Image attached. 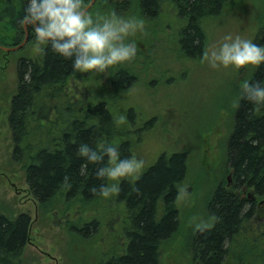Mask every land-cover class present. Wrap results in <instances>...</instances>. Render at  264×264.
Wrapping results in <instances>:
<instances>
[{
    "label": "trees",
    "instance_id": "trees-1",
    "mask_svg": "<svg viewBox=\"0 0 264 264\" xmlns=\"http://www.w3.org/2000/svg\"><path fill=\"white\" fill-rule=\"evenodd\" d=\"M90 1L81 0L82 7ZM233 1L97 0L88 13L102 6L110 12L141 18L153 27V22L158 21V25L165 28L172 21V8H177L179 16L189 22L177 33L178 39H170L177 40L180 52L187 60L194 61L203 56L206 48L207 20L223 13ZM26 2L0 0V32L11 33L12 46L24 39ZM28 28L30 38L26 45L37 42L32 26L28 24ZM161 29L156 31L159 38ZM254 38L255 42L264 44V25ZM132 69L129 62H124L102 73L106 82L102 86L91 81L77 85L78 80L86 76L74 71L70 59L60 56L49 43L43 42L35 58L25 56L17 63V86L8 116L12 159L22 165L29 192L39 210L43 215L53 210L62 215L74 211L81 215L74 223L66 219L65 229L83 234L84 242L86 240L91 247L103 231L107 235L113 227L115 229V224L119 226L121 219L123 224L126 219L132 222V227L127 229L123 225V234H119L116 227L117 236L121 235L124 243L114 239V247L104 253V259L96 258L102 246L91 248L88 256L93 253L95 257L87 264H163V248L182 235L178 185L188 178L189 158L185 151L161 153L153 166L143 168L134 181L102 180L95 174L100 164L86 162L85 157L77 154L80 143L87 142L95 148L99 137L117 145L121 157L136 155L134 137L137 134L129 126L126 129L127 119L120 120L128 109V112L133 109L122 98L123 92L138 80ZM240 73L243 76L239 75L242 78L238 77L235 82L232 107L224 110L229 118L228 133L222 145V177L213 183V191L205 200V216L197 223L208 226H195L188 237L191 261L197 264H264V106L254 108L241 97L244 80H264V64L254 66L249 73L241 67ZM107 160L105 156L101 163ZM65 177H68L67 183ZM101 183H118L120 191L109 197L93 193L91 188ZM104 200L108 203L105 206L102 205ZM88 212L96 213L95 218L84 220L82 215ZM31 225L32 219L27 213L11 219L0 215V264H25Z\"/></svg>",
    "mask_w": 264,
    "mask_h": 264
},
{
    "label": "rangeland",
    "instance_id": "rangeland-1",
    "mask_svg": "<svg viewBox=\"0 0 264 264\" xmlns=\"http://www.w3.org/2000/svg\"><path fill=\"white\" fill-rule=\"evenodd\" d=\"M109 13L110 9L99 6L88 14L95 19L98 15ZM117 14L133 17L122 12ZM171 25L173 30L163 37L160 35L161 38L157 37V30L147 23L143 32L138 31L129 37L136 42L137 55L128 62L138 80L122 94L125 104L133 108L125 113L127 125L124 124L126 129L129 126L137 134L134 145L137 158L144 159L142 169L154 164L161 153H187L188 178L182 184L187 188V195L180 194L179 199L182 219L185 220L182 221V235L163 248L162 262L197 264L191 261L188 237L192 228L205 216L206 195L213 189V183L222 177V145L228 133L229 118V113L224 110L232 107L235 82L242 74L240 68L231 65L212 68L203 56L194 61L187 60L180 52L177 40L174 42L170 39H178L175 32L181 31L186 22L180 19L176 23L173 20ZM206 25L205 50L217 45L227 32L254 40L261 25H264V0H234ZM12 42L11 33L0 32V46L10 47ZM40 50L41 42H34L16 51L0 52V215L11 218L21 213L30 215L32 225L24 253L25 264H87L95 257L93 253L88 256L91 248L102 246L96 257L104 259L102 254L114 247V239L124 243L125 239L117 236V232L122 234L123 225L129 228L132 222L126 219L123 224L121 219L119 226L115 224V229L113 227L107 235L102 232L94 247H91L86 240L84 242L83 234L65 229L66 219L76 221L81 215L75 214V211L62 215L57 210L43 215L30 194L22 165L12 159L13 141L8 116L10 101L17 86V63L25 56L35 58ZM254 66L249 64L242 67L249 73ZM81 75L86 77L80 78L77 85L87 81L100 86L106 83L101 77L102 73L94 70L82 72ZM105 204H108L106 200L102 205ZM95 214L88 212L82 217L84 220L91 219Z\"/></svg>",
    "mask_w": 264,
    "mask_h": 264
},
{
    "label": "clouds",
    "instance_id": "clouds-1",
    "mask_svg": "<svg viewBox=\"0 0 264 264\" xmlns=\"http://www.w3.org/2000/svg\"><path fill=\"white\" fill-rule=\"evenodd\" d=\"M23 22L32 26L37 42L49 43L60 56L70 59L74 71L103 73L109 67L131 61L137 55L135 40L129 37L145 30V22L137 17H124L115 11L95 19L82 7L81 0H27ZM203 59L212 68L264 64V44L241 34L225 33L219 43L203 52ZM241 97L254 108L264 106V80H244ZM124 117L121 116L120 120ZM77 154L86 162L100 164L96 176L102 180L120 178L134 181L144 165L135 154L121 157L118 146L97 138L96 147L83 142ZM107 156L106 163L104 157ZM68 177H65V183ZM91 191L109 197L120 191L118 183H101ZM178 194L187 195V188L178 185ZM206 223L197 228L207 227Z\"/></svg>",
    "mask_w": 264,
    "mask_h": 264
},
{
    "label": "bare ground",
    "instance_id": "bare-ground-1",
    "mask_svg": "<svg viewBox=\"0 0 264 264\" xmlns=\"http://www.w3.org/2000/svg\"><path fill=\"white\" fill-rule=\"evenodd\" d=\"M10 3V2H9ZM173 5V4H172ZM13 6V5H12ZM132 6H134V5H132ZM18 7V6H17ZM14 8H16V6L14 7ZM175 8V7H174ZM131 9V8H130ZM129 9V10H130ZM162 9V8H161ZM173 9V8H172ZM177 9V8H176ZM170 10V9H169ZM2 11V10H1ZM163 11V10H162ZM175 11V10H174ZM174 11H172V12H174ZM167 12V11H166ZM4 14V13H3ZM162 14V13H161ZM180 15H182V14H180ZM163 16V15H162ZM160 17V16H159ZM158 19V18H157ZM13 20V19H12ZM187 20V19H186ZM161 21H162V19H161ZM207 21H209V20H207ZM206 22V21H205ZM204 22V23H205ZM12 23V22H11ZM149 23V22H148ZM180 24V23H179ZM184 24V23H183ZM8 25V24H7ZM204 25V24H203ZM156 26V25H155ZM166 26V25H165ZM207 26V25H206ZM205 26V27H206ZM204 27V26H203ZM28 28V27H27ZM178 28V27H177ZM175 29V28H174ZM179 29V28H178ZM163 30H164V28H163ZM12 31V30H11ZM162 31V30H161ZM29 33V32H28ZM152 33V32H151ZM164 33V32H163ZM176 33V32H175ZM174 33V34H175ZM184 33V32H183ZM258 33V32H257ZM14 36V35H13ZM29 39V38H28ZM260 41V40H259ZM22 42V41H21ZM28 43V42H27ZM6 44V43H5ZM20 44V43H19ZM37 44V43H36ZM205 45V44H204ZM49 46V45H48ZM204 48V47H203ZM25 51V50H24ZM27 55V54H26ZM26 61V60H25ZM23 66V65H22ZM120 66H121V64H120ZM19 67V66H18ZM248 73V72H247ZM251 74V73H250ZM73 78V77H72ZM247 79V78H246ZM24 81V80H23ZM61 84H63V83H61ZM66 87H67V85H66ZM82 89V88H81ZM239 89V88H238ZM88 90V89H87ZM46 91V90H45ZM69 91V90H68ZM73 93V92H72ZM115 93V92H114ZM97 94H99V93H97ZM112 94V93H111ZM236 95H238V94H236ZM42 96H43V94H42ZM71 96V95H70ZM98 96V95H97ZM101 96H102V94H101ZM117 96V95H116ZM44 98V97H43ZM118 98V97H117ZM49 99V98H48ZM54 99V98H53ZM55 101V100H54ZM88 101V100H87ZM56 102V101H55ZM54 102V103H55ZM50 103V102H49ZM74 103V102H73ZM237 103V102H236ZM65 106V105H64ZM72 106V105H71ZM70 106V107H71ZM108 107V106H107ZM125 110H127V109H125ZM223 110V109H222ZM232 110H234V109H232ZM56 112V111H55ZM75 112V111H74ZM62 114V113H61ZM73 116V115H72ZM80 116V115H79ZM70 117H71V115H70ZM79 118V117H78ZM66 119H67V117H66ZM127 119V118H126ZM79 121V120H78ZM56 122V121H55ZM71 122V121H70ZM115 122V121H114ZM137 122V121H136ZM9 123V122H8ZM65 123V122H64ZM36 124H37V122H36ZM43 124V123H42ZM61 124V123H60ZM127 125V124H126ZM135 125V124H134ZM118 126V125H117ZM46 127V126H45ZM124 127V126H123ZM53 128V127H52ZM118 128H120V127H117V129ZM63 129V128H62ZM134 129V128H133ZM55 130V129H54ZM128 130V129H127ZM51 131V130H50ZM125 131V130H124ZM132 133V132H131ZM47 135V134H46ZM60 135V134H59ZM64 136V135H63ZM128 137V136H127ZM127 137H125V138H127ZM137 137V136H136ZM62 138V137H61ZM130 138H131V136H130ZM49 140V139H48ZM127 140V139H126ZM134 141V140H133ZM45 142V141H44ZM51 143V142H50ZM49 143V144H50ZM39 144V143H38ZM46 144V143H45ZM61 144V143H60ZM131 144V143H130ZM41 145V144H40ZM27 146V145H26ZM47 146V145H46ZM23 148V147H22ZM51 148V147H50ZM53 148H54V146H53ZM31 149V148H30ZM33 149V148H32ZM39 149V148H38ZM52 149V148H51ZM128 150H130V149H128ZM49 151V150H48ZM26 152H28V151H26ZM51 152V151H50ZM26 154V153H25ZM226 155V154H225ZM167 159V158H166ZM19 160V159H18ZM227 161V160H226ZM13 162V161H12ZM18 164V163H17ZM153 166V165H152ZM148 167V166H147ZM224 168V167H223ZM230 168V167H229ZM221 170V169H220ZM226 170V169H225ZM228 173V172H227ZM140 175V174H139ZM197 175V174H196ZM200 175V174H199ZM225 175V174H224ZM192 177V176H191ZM225 177V176H224ZM196 178V177H195ZM232 178V177H231ZM213 179V178H212ZM136 180V179H135ZM219 180V179H218ZM217 180V181H218ZM230 180V179H229ZM222 182V181H221ZM198 184H199V182H197ZM219 183V182H218ZM181 185V184H180ZM218 186V185H217ZM177 187V186H176ZM195 187V186H194ZM197 187V186H196ZM208 188H209V185H208ZM214 188V187H213ZM232 188V187H231ZM177 189V188H176ZM192 189H194V188H192ZM212 189V188H211ZM211 189H207V190H211ZM67 190V189H66ZM215 190V189H214ZM212 191H213V189H212ZM61 192V191H60ZM63 192H65V191H63ZM208 192V191H207ZM211 191H209V193H210ZM64 196V195H63ZM62 197V196H61ZM60 198V197H59ZM206 199H208V196L206 195ZM60 201V200H59ZM124 201V200H123ZM207 201V200H206ZM111 202V201H110ZM49 204H51V203H49ZM125 204V203H124ZM115 205V204H114ZM163 206V205H162ZM110 208V207H109ZM181 208V207H180ZM161 209V208H160ZM164 211V210H163ZM181 211V210H180ZM4 212V211H3ZM66 212V211H65ZM64 212V213H65ZM112 213H114V212H112ZM111 215V214H110ZM112 216H114L115 217V215H112ZM68 217V216H67ZM66 217V218H67ZM27 218V217H26ZM95 218V217H94ZM10 219H11V217H10ZM114 219V218H113ZM70 220V219H69ZM115 220V219H114ZM117 220V219H116ZM182 221H185V220H183V219H181ZM78 222V221H77ZM76 222V223H77ZM123 222V221H122ZM73 223H74V221H73ZM257 223V222H256ZM88 224V223H87ZM103 223H101V225H102ZM108 224V223H107ZM181 224H182V222H181ZM104 225V224H103ZM183 225V224H182ZM68 226V225H67ZM262 226V225H261ZM103 227V226H102ZM105 228V227H104ZM99 229V228H98ZM127 229V228H126ZM180 229H181V227H180ZM258 229V228H257ZM183 230V229H182ZM100 232V231H99ZM102 232V231H101ZM104 232V231H103ZM179 232V231H178ZM115 233V232H114ZM120 233V232H119ZM103 234V233H102ZM123 234V233H122ZM121 236V235H120ZM188 237V236H187ZM125 238V237H124ZM190 239V238H189ZM189 242V241H188ZM192 243V242H191ZM196 244V243H195ZM124 245H126V244H124ZM128 245V244H127ZM24 247V246H23ZM115 247H117V246H115ZM23 249V248H22ZM118 254V253H117ZM102 255H104V254H102ZM102 255H101V257H102ZM122 255V254H121ZM97 258V257H96ZM105 258V257H104ZM261 258V257H260ZM11 261V260H10ZM102 261V260H101ZM13 262V261H12ZM197 262V261H196ZM85 263V262H84ZM192 263V262H191ZM244 264V263H243Z\"/></svg>",
    "mask_w": 264,
    "mask_h": 264
},
{
    "label": "flooded vegetation",
    "instance_id": "flooded-vegetation-1",
    "mask_svg": "<svg viewBox=\"0 0 264 264\" xmlns=\"http://www.w3.org/2000/svg\"><path fill=\"white\" fill-rule=\"evenodd\" d=\"M175 10V11H174ZM177 9H172L171 10V20L173 19L176 23H177V21L179 22L180 21V19H182L183 21H185L186 22V25H188V20H185L184 19V17H180L179 16V12H178V10L176 11ZM172 11H174L175 12V14L173 15V13L174 12H172ZM176 13H178V15H176ZM173 20H172V22H173ZM154 23V28L158 31V30H160L161 29V27L162 26H159L158 25V21H155V22H153ZM169 24V27L168 26H165V30H163V27H162V31H161V33H160V35L161 36H163V34H167V33H169V32H171V29H172V25H171V22L170 23H168ZM156 25V26H155ZM185 25V26H186ZM184 26V27H185ZM27 27H28V24H27ZM23 29L25 30V28H24V22H23ZM28 29V32H29V38H30V31H29V28H27ZM173 30V29H172ZM182 31V30H181ZM181 31H176V33H181ZM25 32V31H24ZM164 32V33H163ZM24 37H25V35H24Z\"/></svg>",
    "mask_w": 264,
    "mask_h": 264
},
{
    "label": "water",
    "instance_id": "water-1",
    "mask_svg": "<svg viewBox=\"0 0 264 264\" xmlns=\"http://www.w3.org/2000/svg\"><path fill=\"white\" fill-rule=\"evenodd\" d=\"M95 2H96V0H91L89 2V4L84 9H86V11L88 12L93 7ZM24 28H25V30H24L25 31V37H24L23 41L19 45L10 46V47L0 46V49L3 52H5V53H9L11 51H16V50L22 49L27 44L28 38H29V33H28V29H27V23H24Z\"/></svg>",
    "mask_w": 264,
    "mask_h": 264
}]
</instances>
